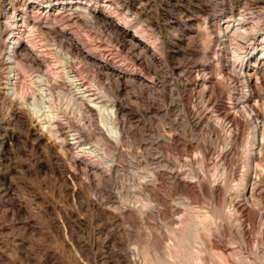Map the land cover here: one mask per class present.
Masks as SVG:
<instances>
[{
  "label": "bare ground",
  "instance_id": "obj_1",
  "mask_svg": "<svg viewBox=\"0 0 264 264\" xmlns=\"http://www.w3.org/2000/svg\"><path fill=\"white\" fill-rule=\"evenodd\" d=\"M196 4L202 15L192 12L186 16L181 25L174 27L173 37L160 36V24L148 14L142 16L129 0H17L2 7L1 106L9 107L13 121L22 122L37 144L53 139L50 151L55 153L59 149L64 153L65 159L57 160L69 178L79 184V191L73 188L71 196L73 199L79 196L80 207L91 208L93 213L106 217L109 226L126 225L125 236L131 239L140 237L132 229L145 230L144 251H141L143 247H139L141 252L137 247L123 248L112 261L107 252L114 242L113 236L105 233V240L100 242L92 239L100 230L93 229L91 240L80 248L79 264H147L149 255L158 264H188L183 256L176 257L177 262L162 259L165 235L156 232L155 226L148 222L152 217L148 215L154 211L171 216L177 213L159 193V188L166 184L189 198L206 195L212 208V218L201 213L193 216L194 222L190 223L197 229L194 234L179 232L180 241L177 238L176 246L192 235L196 239L202 237L201 232L206 236L204 241V236L199 238L203 241L200 264L208 263V253L217 255L220 264H264L255 247L261 241L259 235L264 233V205L260 199V190L264 187V6L257 20L231 8L227 19L220 22L223 16H216L209 0H198ZM222 4L226 6L227 2ZM171 44L176 45L175 54L181 55L184 62L196 58L206 63L200 61L195 67L197 70L181 63L172 64L168 51ZM35 54L41 55V61ZM87 69L95 73L93 81L86 80ZM22 78H26V83ZM129 91L138 96L137 101H152L154 95L167 100L172 96L178 98L189 129L204 133V139L196 147L201 154V173L210 158L211 162H219L224 174H234L231 166L238 147L243 146L240 153L243 167L235 190L226 191L224 179L216 176L209 185L204 176L198 175L193 177L195 181H189L181 172L169 169V172H148L143 182L125 196L120 192H104L119 173L118 158L126 153L124 147L131 140L137 142L132 133L137 127L133 123L137 111L128 109L123 98ZM195 92L201 103L206 104L201 112L193 106ZM75 121L79 123V130L74 128L72 142H66L61 137V127ZM10 123L5 130L11 129ZM139 125L144 127L145 123L139 122ZM92 133L96 136L95 146L79 149L82 140ZM165 134L168 143L175 147L179 139L175 134ZM11 140L12 137L1 135L0 150ZM218 141L224 147L214 152V143ZM188 148L190 151L192 147ZM83 159L90 164H84ZM142 199L145 203L141 204L137 219L131 215L128 202L139 203ZM256 227L260 231L259 241L258 238L251 240L250 236ZM229 233L234 234L233 240L245 250L254 242L250 253L254 263L249 262L251 258L240 261L226 255L224 238ZM173 246L166 245L168 258L176 253L172 251Z\"/></svg>",
  "mask_w": 264,
  "mask_h": 264
},
{
  "label": "rangeland",
  "instance_id": "obj_2",
  "mask_svg": "<svg viewBox=\"0 0 264 264\" xmlns=\"http://www.w3.org/2000/svg\"><path fill=\"white\" fill-rule=\"evenodd\" d=\"M15 1L17 0H0V13L5 3H14ZM129 1L135 3V7L139 8L138 12L141 11L139 13H142V16L148 14V17H151L160 24L159 26L162 30L160 36L162 37L166 36V34L167 36L170 35L173 37L174 27L181 25V22L186 19V16H189L192 12L198 16L202 15V12L198 11L196 8V2H198V0ZM209 2L213 4L216 10V16H223L220 22L227 19V14L231 8L239 9L240 11L238 10V12L251 20H257L260 18L259 16L264 6V0H209ZM222 2H227L226 6L223 5ZM260 11L261 13L258 14ZM77 34L79 36V31ZM25 37L28 38V34H26ZM175 48L176 45L171 44L168 50L170 53L169 60L172 64L181 63L195 69L196 65L200 64V61L201 63L204 62V60L199 61L196 58V60L193 58L194 60L188 59V61L186 60V62H184L181 55L175 54ZM41 50V55H44V48H41ZM150 54L152 55L153 52H150ZM41 55L35 54V57L39 59ZM174 56L175 58H173ZM39 60L41 61V59ZM208 61L210 62L211 60L209 59ZM204 63H206V60ZM36 75L37 74H34V76ZM84 76L86 80L90 82L94 80L95 73L87 69L84 71ZM22 80L23 83H26V78H22ZM22 87L24 88L25 85ZM196 91L198 93L199 89ZM197 93L195 92L193 98V106L201 112L206 104L203 105L205 103L204 101L201 103L199 94ZM137 97L138 96H136L133 91L130 93L127 92L123 97L128 104V109L134 108L137 111L134 113L133 118V123L135 126L137 125V127L132 130L137 142L134 143L131 140L126 144L127 146L125 145L127 147H124L126 153H124L123 157L118 158L120 164L119 173L115 177L114 183L111 184V186L109 185L110 187L108 186V190L107 187L106 189L103 188V191L105 189L104 192L108 193L110 191L117 194L120 192L125 196V194L133 191V189H136L138 185L143 182L142 178L144 175H148V172H169V169H171L170 171L174 170V172H181L182 176L189 181H195L193 178L195 176H204L209 185L212 183V178L216 176L217 178L224 179L225 185L228 186L225 187L226 191L233 192L235 190L239 183L243 167L242 154H240L242 153L241 150L243 146L238 147V157L236 156V159L234 158V162L231 166V170L233 169L234 174L231 172L224 174L219 167V162H211L210 158L205 161L203 165L204 170L201 173V154L200 150L196 149V147L199 146L200 139H204V133H196L189 129L180 109V104H178V98L172 96V98H168L167 100L159 95H154L153 97L155 99L152 98V101H156L152 103V101L146 99L144 100L145 102L143 100L137 101ZM148 102L151 103V105H149ZM145 107H147L146 110ZM138 110L140 113L142 111V113L139 114ZM11 115L12 113L9 107L6 105L2 107L0 100V136L6 134L7 137H12L10 144H7L6 147L0 150V264H79V259L82 256V254L79 253L80 248L91 240L94 230H100V232L96 233L92 239L96 238L100 242L105 240V233L106 236L107 234L113 236L114 242L110 245V250L107 252L112 261L116 260L117 255H120L121 249L123 248L137 247L139 250V247L140 249L143 247L141 251H144L145 246L143 244H145V242H143V240L145 241V237L142 238L144 228L143 230L142 228L141 230L140 228L132 229L133 233L136 232L140 236L138 239L139 241L134 240L126 237L127 235L125 236L127 232L126 225L122 226L124 224H118L113 227L109 226L108 223H106V217L97 215L95 212L93 213L91 208L85 209L80 207L79 201L81 200H79V196L74 199L71 196L73 188L79 191V184L69 178V175L65 173V168L59 163L60 161L58 162L57 160L58 158L64 160V153L61 150L59 151V149H56L55 153L50 151L49 146L52 144L53 139H47L48 141L46 140L41 144H37L27 133L26 126L22 122L13 121ZM8 122L12 124L9 127L11 129L5 130ZM139 122L145 123V126L141 127ZM70 123L73 126H70L71 124H65L61 127V137L69 143L72 142L71 140L76 134L75 130L79 127V123L77 122L76 124V121L75 123ZM163 134H165V136L175 134L179 142L176 143L177 145L175 144V147L171 146ZM95 143L96 136L92 133L82 140L79 149L87 146L94 147ZM188 146L192 147L190 151ZM222 147H224L223 142H215L214 152H216L217 149L219 151ZM181 151L183 153H181ZM82 162L86 165L90 164L87 159H83ZM68 169L70 168L68 167ZM70 170H72V168ZM262 184V186H264V183ZM166 185L159 188V193L166 204H170V207H173L175 209L173 210L178 214L175 213L173 216H171L170 213L169 215L168 213L167 215H161L163 212L161 213L159 211V213L156 214V211H154L150 213L152 215H148V217L152 216L150 219L151 221L149 220L150 217H147L152 227L154 225L155 227L153 228L157 229L155 231H158V233L163 236L165 235L166 240L164 244H166L165 248L162 246V259L166 262L168 260H172V262L175 260V262H177L179 261L177 258L183 256L184 258L186 257L188 264H200L199 253L203 248L201 243H203V239H205L206 235L200 232V236H204V238L199 237L202 238V242L201 239H196L192 237L193 235L190 236V239L187 240L188 243L187 241L182 242L183 244L186 243L184 247L183 244L179 242V247L181 249L175 244L180 241V233L186 231L187 233L194 234L192 232H195L197 226H193L194 223L190 222H194L192 220L196 213L206 214L211 218L213 217L212 212H210L212 211L210 199L204 194H200L195 198H189L180 192H175L170 185H168L170 188L169 190ZM260 191L261 203L264 205V187H262ZM130 202L128 203L132 208L131 215L137 219L140 218V206L145 202L143 199L139 203L135 202L133 204L131 200ZM154 204L155 203H153V205ZM175 207L179 212L176 211L177 209ZM161 211H163V209ZM62 225L64 230L60 227ZM255 229L253 228L250 234L251 240L253 241L258 238V234L260 233L258 227ZM60 232H65V236ZM233 233H236V230H234ZM232 234L229 233L230 236H228L230 238L228 236L224 238V245L226 244L225 246H227L226 249L228 250V254L226 255L230 256L231 259L240 261L251 258L249 262H253L251 254L254 249V245L252 246L254 242L248 247L249 250H245L242 247L240 248V245L233 240ZM126 238H128V240H125ZM259 238L261 240L260 242H258ZM259 238L257 239L258 243H255V247H257L258 250V257L261 256V258H264V233H261ZM128 241L129 243H127ZM123 243L125 244L123 245ZM135 243L137 245H135ZM167 244L175 246H173L174 248L172 247V251L176 252L172 258H168L169 252L166 248ZM180 245L185 248L186 252L185 250L183 251ZM164 252H166V254ZM260 253H263V257ZM208 254V257H206L207 264H220L217 255L213 253ZM148 260L147 264H158L155 262L156 260L153 256L149 255Z\"/></svg>",
  "mask_w": 264,
  "mask_h": 264
}]
</instances>
